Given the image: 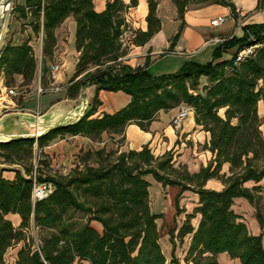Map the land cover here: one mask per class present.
<instances>
[{"label":"trees","instance_id":"trees-1","mask_svg":"<svg viewBox=\"0 0 264 264\" xmlns=\"http://www.w3.org/2000/svg\"><path fill=\"white\" fill-rule=\"evenodd\" d=\"M146 1L145 32L133 31L127 21L135 0L127 5L121 0H108L100 13L94 9V0L14 2L12 14H17L31 33L18 45L5 41L0 53V77L5 87L16 88L15 76H21V85L26 88L34 82L38 61L30 42L41 39V71L44 60H52L55 30L72 18L79 55L66 97L75 99L90 85L95 86V95L90 109L75 123L37 140L0 144V164L20 168L0 171V264H9L4 257L18 244L21 247L12 264H181L174 252L188 236L185 263L219 264L218 256L226 254L238 264H264V235H252L234 209L236 199L246 200L255 210L259 227L264 226L261 186H244L264 179V136L258 115L260 102L264 108V24L243 27L241 38L223 39L207 64L185 63L174 74L151 77L146 71L148 60L137 68L117 64L131 45H143L160 28L157 0ZM172 2L180 20L189 5L206 2L226 6L236 17L228 0ZM262 6L259 0L258 8ZM126 33L129 35L124 37ZM250 46H254L252 54L236 63V53ZM235 47L237 51L229 60L215 63L223 52ZM202 76L207 85L200 90ZM100 91H120L130 101L114 114L90 119L100 104ZM181 105L193 110L195 124L209 134L204 149L213 158L197 173L175 165L171 151L154 156L148 146L127 152L86 151L65 176H50L52 170L45 161L33 164L35 149L42 150L53 139L67 135L96 142L107 134L119 135L123 141L128 125L147 131L159 112ZM219 110H223V117L218 115ZM89 160L93 164H88ZM224 164L228 165V175L221 174ZM150 178L162 188L178 189L174 198L176 216L184 213L179 206L183 193L197 197L196 206L185 215L178 230L167 233L169 262L159 243L160 217L150 207ZM212 179L222 184L220 191L205 188ZM39 183L53 188L44 199L33 202V186ZM77 212L88 216L84 223L71 222V215ZM8 215L19 217L17 228L6 218ZM93 224H99L100 230ZM35 233L41 234L37 241Z\"/></svg>","mask_w":264,"mask_h":264},{"label":"crops","instance_id":"crops-1","mask_svg":"<svg viewBox=\"0 0 264 264\" xmlns=\"http://www.w3.org/2000/svg\"><path fill=\"white\" fill-rule=\"evenodd\" d=\"M107 1L108 0H94L95 11L98 13L103 12ZM121 1L127 5L131 0ZM135 1L136 5L128 11L127 21L133 31L145 32L147 27L146 16L148 14L147 1ZM228 1L232 3L236 10L235 18L230 14V9L228 7L206 2L197 5H189L183 14V19L180 20L172 0H157L156 18L160 24L159 30L143 45H131L127 55L123 58L124 64L131 68H137L143 66L144 62L148 60L147 73L151 77H160L178 72L185 63L204 65L211 62L214 49L220 45L208 43L211 39L241 38L243 36V27L264 24V0H262L263 6L261 8H258L259 0ZM23 2L24 0H18L17 4L22 5ZM217 18H222L223 22L218 26H211L210 21ZM27 33H31L29 28ZM177 35L178 37L172 43L173 38ZM55 37L56 47L52 61L61 64L60 71L55 80V84L60 86V90L58 92H45L41 95L37 94V88L40 86V77L43 78L44 87H47L49 84V71L52 63L50 60L46 61L41 71L38 66V77L36 75L33 85L31 87L29 86L28 93L21 98L18 104L15 103L13 97H8L4 93V81L3 78L0 77V119L10 114L39 117L51 114L53 120L58 121L77 107L79 108L81 106L80 115L85 114V112L90 109L95 95L94 86L85 88L75 99L66 97V87L69 85L71 76L74 73L75 63L79 55L75 49V24L72 18L66 19V21L55 30ZM30 46L34 50L36 60L41 65L42 55L40 40L34 38L32 42H30ZM236 51L237 47L226 50L215 63L229 60L232 56L228 53H233L234 55ZM14 80L16 87L21 85V76H15ZM206 85V78L203 76L200 77L199 89L201 90V88ZM97 99L100 104L95 108L90 119L100 118L103 114H114L123 109L130 101L129 96L120 91H100L97 94ZM177 109L178 108L167 112H159L155 120L149 125L147 131H142L133 124L128 125L125 129L124 140L121 142L123 144L120 148L113 144V142L120 140L121 136L119 135L102 134L100 140L96 142H91L87 138L79 136L66 135L62 138H64V141H69L71 143L69 147V153L71 155L81 149L85 152L101 149L105 151L117 150L118 152H127L129 150L139 151L143 146H148L154 156H161L171 151L170 149L177 141L180 142L183 140L186 144H181L183 145L181 146V152L185 150V154L183 157H179V161H177L175 165H184L188 172L197 173L201 167L207 166L213 158L212 154L204 149V146L208 144L209 134L202 131L201 127L195 124L192 109L181 126L178 129H174L171 125V120L176 115ZM218 115L223 117V110H219ZM258 115L260 118L262 115L264 116V108L261 102L258 104ZM233 123H235V121H233ZM57 139L58 138L48 142L49 145L47 144L43 147L45 150L44 152L50 150L52 147L51 145L54 144ZM187 153H193L195 155L188 159L186 157ZM221 174L228 175L227 164L222 166ZM156 184L160 185L158 183ZM263 184L264 179L258 184L249 181L245 183L244 186L246 188H252L255 186H262ZM173 188L175 189V187ZM205 188L220 191L223 186L219 181L212 179L206 182ZM244 202L252 208L248 202L242 198L235 200V204H244ZM236 212L243 217L241 212ZM6 218L11 222L14 228L19 226L20 219L17 215H8ZM252 222H254V227L252 226V231L249 232L254 236L260 234L264 235V226L260 228L255 219H253ZM95 228L99 231V224H95ZM189 239V236L184 238V247L186 250ZM20 247L21 244H18L8 249L4 261L12 264L15 260L16 252ZM218 263L238 264V261L231 260L226 254H221L218 256Z\"/></svg>","mask_w":264,"mask_h":264},{"label":"rangeland","instance_id":"rangeland-1","mask_svg":"<svg viewBox=\"0 0 264 264\" xmlns=\"http://www.w3.org/2000/svg\"><path fill=\"white\" fill-rule=\"evenodd\" d=\"M17 1L18 0H14L15 3H17ZM21 21L22 20H20L17 14L10 15L9 31L6 36V40H5L6 42L12 45H16L26 40L27 37L26 33L28 29H25L23 27L24 23ZM228 54L230 56H233V53H228ZM50 61L52 62L51 65L56 62V61L53 62L52 60ZM45 64H46V60L43 62V65ZM117 64H124V60L121 59ZM38 66H40L39 63ZM43 68L44 66H42V69ZM40 79H41L40 86L44 87L45 85L43 83V78L40 77ZM32 85L33 82L30 85V87ZM90 86H94V85H90ZM30 87L26 88L23 87L22 85L16 87L17 95L13 97L15 103L17 104L20 103L21 98L28 93ZM84 89L81 91V93L84 91ZM260 119H261L260 129L264 136V116L262 115ZM121 142L122 141L117 140L113 142V144L116 147L120 148L123 144ZM70 144L71 143L69 141H64V138H58L57 140H55L54 144L51 145L52 146L51 149L47 150V152H44L45 151L44 148L40 151L35 149V157L33 159V164H36L37 161H45L49 164V167L52 170L51 172H49L50 176L56 177V176L67 175L69 170H71L75 165H77V163L80 161L81 156L85 152L83 149H81L78 150V152L71 155L69 153ZM181 144H186V142H184L183 140L180 142L177 141V143L170 149L173 155V160H175V164L177 163V161H179V157H183L185 154V150L181 152V148H182L181 146H183ZM34 147L36 148V144H34ZM194 155L195 154L193 153L191 154L187 153L186 157L189 159V157H194ZM87 163L90 165L93 164L91 160L87 161ZM148 181L151 183V186L149 188L151 211L152 213L158 214L160 217L157 220L159 243L161 246V250L166 257L167 262H169L171 246L169 244V238L167 233L170 229H177L179 225H181L180 223H182L183 219L185 218V215L190 214L193 211V208L196 206L197 197L191 192L183 193L179 201V206L180 208L184 209V213H181L179 216H176L174 198L178 189L176 187L175 189L173 187L162 188L160 185L154 183V181L151 178ZM51 188H53L52 185ZM261 193L263 198L261 203L262 205L261 208H262V214L264 216V184L261 186ZM234 209L243 214V220L245 221L248 231H252L251 229L254 227V222L252 221L253 219H255L254 208L253 207L250 208L244 202V204L241 203L235 204ZM87 218L88 216L86 214L77 212L71 215V222L80 224V223H84ZM191 222L194 226L197 223L195 219H193ZM93 226L95 227V224H93ZM33 238L34 241H37L38 239L41 238V234L35 233L33 235ZM184 242L185 240H183V245L176 247L174 255L181 264H188L185 263L184 261L186 254V248L184 247ZM80 264H84V263H80Z\"/></svg>","mask_w":264,"mask_h":264},{"label":"water","instance_id":"water-1","mask_svg":"<svg viewBox=\"0 0 264 264\" xmlns=\"http://www.w3.org/2000/svg\"><path fill=\"white\" fill-rule=\"evenodd\" d=\"M13 5L14 0H0V53L8 33ZM80 107L70 111L58 121H54L51 114L44 117L21 114L5 115L0 119V144L21 140H37L50 131L71 125L84 115H80ZM14 170L20 171V168L0 164V171Z\"/></svg>","mask_w":264,"mask_h":264},{"label":"built area","instance_id":"built-area-1","mask_svg":"<svg viewBox=\"0 0 264 264\" xmlns=\"http://www.w3.org/2000/svg\"><path fill=\"white\" fill-rule=\"evenodd\" d=\"M223 22L222 18L213 19L210 21V25L215 27L218 26ZM129 34H124V37H127ZM41 42V39H39ZM223 39L220 38H213L208 43L213 45L221 44ZM254 49V46L245 47L243 49H240L236 55H235V62L238 63L245 59L246 57L250 56L252 54V51ZM40 65V63H39ZM40 67V66H39ZM61 64L59 62H55L50 66L49 71V84L47 87H41L38 86L37 88V94L41 95L45 92H58L60 90V86L55 84L56 76L60 71ZM5 86V85H4ZM4 93L8 97H15L17 95L16 88L15 87H4ZM191 111V108L185 105H181L177 109L176 115L171 120V125L174 129H178L183 121L187 118L188 113ZM51 184L48 183H39L34 184L33 190H32V201L37 202L42 199H44L50 192H51Z\"/></svg>","mask_w":264,"mask_h":264}]
</instances>
